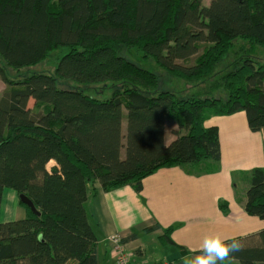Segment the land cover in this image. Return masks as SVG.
<instances>
[{
  "label": "trees",
  "instance_id": "trees-1",
  "mask_svg": "<svg viewBox=\"0 0 264 264\" xmlns=\"http://www.w3.org/2000/svg\"><path fill=\"white\" fill-rule=\"evenodd\" d=\"M243 42L264 50V0H0V205L9 187L38 211L18 198L24 216L0 220V264H98L90 182L140 192L163 167L210 170L220 158L211 115L244 111L250 130H264V58L221 67ZM132 50L193 90L163 87ZM51 56L52 71L30 70ZM104 82L110 95L87 93ZM166 120L177 125L168 143ZM245 211L264 219L263 168L251 171ZM237 239L232 258L264 261V229Z\"/></svg>",
  "mask_w": 264,
  "mask_h": 264
},
{
  "label": "crops",
  "instance_id": "crops-1",
  "mask_svg": "<svg viewBox=\"0 0 264 264\" xmlns=\"http://www.w3.org/2000/svg\"><path fill=\"white\" fill-rule=\"evenodd\" d=\"M204 125L218 129L220 158L211 162L210 170L163 167L142 179L140 192L130 184L104 191L98 181L89 183L85 206L96 234L98 264H115L109 241L112 234L121 238L137 234L123 241L131 264H181L180 258L194 254L188 249L198 248L209 232L218 231L231 240L264 229V219L245 211L251 171L255 167L264 169V130H250L244 111L211 115ZM172 138L165 136L166 143ZM13 196L16 199L11 202ZM17 199L14 190L3 192L2 221L15 219L17 209L18 214L22 211L21 216L25 214ZM154 223L161 228L142 232ZM171 225V241L165 243L162 230ZM225 264L241 263L231 258Z\"/></svg>",
  "mask_w": 264,
  "mask_h": 264
},
{
  "label": "rangeland",
  "instance_id": "rangeland-1",
  "mask_svg": "<svg viewBox=\"0 0 264 264\" xmlns=\"http://www.w3.org/2000/svg\"><path fill=\"white\" fill-rule=\"evenodd\" d=\"M207 1L208 0H205V2H207ZM239 44H241V43L239 42ZM243 54H252V55L254 54V56H256V58L259 57L260 60L264 58L263 48L255 46L254 48L249 49L248 44H246L245 42H243L242 47H240L237 43H235L234 46L230 49L229 59H227L223 64H221L222 65L221 67L224 69L225 66L231 64L232 60H234L237 57H240ZM129 56L133 61L140 64L142 67H146V68L150 69L151 71H154L155 73H157L159 76V80H160L163 87L173 89L178 94L187 93V92L193 90V88L189 89L187 82L183 78H180V77H177L175 75L168 74V73L162 71L153 62L149 61L148 59L146 61H144V60L138 61L140 56L134 50L131 51ZM0 63H2L1 60H0ZM53 64H54V60H53V56H51L49 59H46L43 62L38 63L35 66L31 67L30 70H32V71H46V70L52 71L53 70ZM27 70H28V68H22V69H19L17 71L12 70L10 68H7L8 75H10L11 77L17 76L18 73L25 72ZM5 88H6V86L0 77V95L2 94V92ZM86 89H87V93H89V94H97L98 97H106V96L111 94L112 82L95 83V84H92L91 86H86ZM32 104H33V100L30 99L28 101V106L31 107ZM176 128H177V125L173 120H166L165 136L167 139H168V137H173L174 134L172 132H173V129H176ZM52 164H53L52 162H49L47 164V166L50 167V165H52ZM204 167H206V165ZM8 191H13V189L6 187L3 190V192H5V193H7ZM15 199H16V197L13 196V200L11 202H14ZM21 208H19V210H21ZM14 212H16L15 213L16 219L24 216V215L21 216L22 211H20V214H18V209L15 210ZM14 212H13V215H14ZM2 219H4L3 214H1V216H0L1 221H2Z\"/></svg>",
  "mask_w": 264,
  "mask_h": 264
},
{
  "label": "clouds",
  "instance_id": "clouds-1",
  "mask_svg": "<svg viewBox=\"0 0 264 264\" xmlns=\"http://www.w3.org/2000/svg\"><path fill=\"white\" fill-rule=\"evenodd\" d=\"M243 248L239 239L233 237L231 242L218 231L207 233L198 248H189L188 253L181 259V264H225L230 261L232 254Z\"/></svg>",
  "mask_w": 264,
  "mask_h": 264
},
{
  "label": "built area",
  "instance_id": "built-area-1",
  "mask_svg": "<svg viewBox=\"0 0 264 264\" xmlns=\"http://www.w3.org/2000/svg\"><path fill=\"white\" fill-rule=\"evenodd\" d=\"M109 241L115 264H131L129 253L124 249L121 237L118 234H112Z\"/></svg>",
  "mask_w": 264,
  "mask_h": 264
},
{
  "label": "water",
  "instance_id": "water-1",
  "mask_svg": "<svg viewBox=\"0 0 264 264\" xmlns=\"http://www.w3.org/2000/svg\"><path fill=\"white\" fill-rule=\"evenodd\" d=\"M18 198L22 203L26 204L30 208L31 211H33L34 213H38L33 202L31 201V199L28 196L21 193L18 195Z\"/></svg>",
  "mask_w": 264,
  "mask_h": 264
}]
</instances>
